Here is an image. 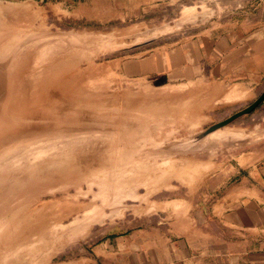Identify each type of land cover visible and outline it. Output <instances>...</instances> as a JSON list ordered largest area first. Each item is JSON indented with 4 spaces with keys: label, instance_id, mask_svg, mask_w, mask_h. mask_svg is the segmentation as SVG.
<instances>
[{
    "label": "rangeland",
    "instance_id": "obj_1",
    "mask_svg": "<svg viewBox=\"0 0 264 264\" xmlns=\"http://www.w3.org/2000/svg\"><path fill=\"white\" fill-rule=\"evenodd\" d=\"M96 1L34 0L26 5L0 1V36L18 42L11 44L5 55L0 49V82L4 88L6 83L10 85L12 101L9 105L14 101L20 81L22 84L37 82L44 86L50 77H54L55 86L60 87L67 82L72 88L68 92L62 88L55 89L64 95L62 97L74 98L78 102L87 99L95 106L106 105L120 108L123 112L122 116L88 117L89 121L67 115L43 118L40 121L42 127H37L41 128L38 139L26 141L25 148L42 146L50 142L51 134L70 132L76 123L80 126L82 122H91L80 129L101 136L90 142L93 145H85L88 149L78 150L91 151L95 146L101 147H95L97 150H109L116 139L121 138L118 142L121 145L118 149H122L120 154L126 155L128 164H134L131 168L141 170L134 189L128 187L121 197L115 196L108 188L109 194L101 193L99 182L95 180L79 183L78 188L71 187V193L77 195L75 199H68L61 187L36 193L34 202L20 211L12 227L16 228V222L21 225L22 217L40 205L53 206V210L56 209L62 217L65 210H70L66 219L69 221L63 226L82 220L83 227L69 235L51 237L53 244L42 248L36 258L18 253L24 257L23 264H103L101 251L106 250V242L112 240L115 243L116 237L147 225L150 215L155 219V213L150 212L156 211L159 204L186 197L190 185L200 175L203 163H226L235 152L264 143L263 102L253 113L236 119L221 130L226 134L258 135L261 138L255 144L237 151L141 159L138 153L145 148L188 138L244 110L264 92V81L262 89L251 98L227 99L221 96L212 100L204 97L203 91L181 89L180 84H172L167 79L156 78V75L132 77L124 74L123 65L127 61L159 49L180 46L214 24L222 23L224 18L232 15L229 6L234 0H157L134 11L130 10V0H108V7L104 10ZM156 36L163 37L145 46L119 51ZM22 38L28 41H21ZM49 40L66 46L83 42L84 46L91 47H97L100 42L101 48L92 58L73 60L60 68H48L44 64L38 70L31 65L30 58L27 59V51L36 41ZM74 91L79 93H72ZM127 107L132 110H127ZM85 184H92L89 185L92 190L85 189ZM82 204H90L91 207L86 205L87 208L83 206L82 209ZM56 229L61 231L62 228ZM5 246L2 247L6 249Z\"/></svg>",
    "mask_w": 264,
    "mask_h": 264
},
{
    "label": "crops",
    "instance_id": "obj_2",
    "mask_svg": "<svg viewBox=\"0 0 264 264\" xmlns=\"http://www.w3.org/2000/svg\"><path fill=\"white\" fill-rule=\"evenodd\" d=\"M130 1L134 11L157 0ZM107 3L96 1L101 10ZM230 4L232 15L222 23L127 61L124 74L156 75L212 100L251 98L264 81V0ZM150 213L155 219L150 215L147 225L106 242L103 264H264V143L226 163H203L186 197Z\"/></svg>",
    "mask_w": 264,
    "mask_h": 264
},
{
    "label": "bare ground",
    "instance_id": "obj_3",
    "mask_svg": "<svg viewBox=\"0 0 264 264\" xmlns=\"http://www.w3.org/2000/svg\"><path fill=\"white\" fill-rule=\"evenodd\" d=\"M28 32L29 30H26V33ZM9 34L12 33L6 35ZM23 41L27 42L28 39ZM89 41L91 42V39ZM14 42L15 40L7 36H0V49L3 55L8 53L11 44H18ZM84 45L83 42L81 44L70 43L66 46L53 40L36 41L31 46V50L27 51L26 56L27 59L30 58L31 65L37 67L38 70L44 64H47L48 68L50 66L60 68L73 60L92 58L101 48L99 45L97 47ZM53 81L54 77L52 79L50 77L44 86L37 82L33 85L22 84L20 81L14 101L9 107L6 100L12 101V94L10 90L7 92L6 88L0 87V264H23L24 257L36 258L40 255L42 248L48 247L50 243L53 244L52 241L50 242L51 237L69 235L83 227L82 220H76L63 226L66 221H69L66 219L70 216V210H65L62 217L56 209L53 210V206L46 207L45 205L33 208L22 217L21 225L20 222H16V228L12 227L14 218L22 209L34 202L36 193L42 194V192L53 191L61 187L68 199H75L77 195L71 193L73 187L78 188L79 183L84 184L95 180L99 182L101 193L109 194L110 190L115 193V196L121 197L128 187L134 189L137 180L141 177V170L131 168L134 164H128L126 155L120 154L122 149H118L121 147L118 142L121 138H117L115 144L111 145L112 149L97 150L101 147L95 146L97 149L94 147L93 150L87 151L88 148L85 145H93L90 142L95 141L94 139L101 135L74 128L64 134L54 132L50 135V142L42 146L35 145L29 149L25 148L26 141L35 142L38 139L41 128H37L36 125L25 126L21 120L40 122L43 118L67 115L80 119V121H89L88 117L101 118L123 114L120 108L106 105L95 106L90 103L91 100L85 99L78 102L74 98H64L62 97L64 95L55 89L61 90L62 88L68 92L72 88L67 82L62 83L60 87L55 86ZM4 89L5 93H3ZM126 109L132 110L131 107ZM114 110L113 114L111 111ZM146 113L151 112L146 111ZM147 119L151 118L147 117ZM84 147L87 149L78 150ZM144 171L148 172L149 169ZM79 193L84 194L85 192ZM20 196L24 198L21 199ZM86 205L91 207L90 204H85V206L82 204L81 208L83 206L87 208ZM59 226L62 228L61 231L56 229ZM3 245H6V249L2 247ZM21 252L24 257H21V254L18 255Z\"/></svg>",
    "mask_w": 264,
    "mask_h": 264
},
{
    "label": "water",
    "instance_id": "obj_4",
    "mask_svg": "<svg viewBox=\"0 0 264 264\" xmlns=\"http://www.w3.org/2000/svg\"><path fill=\"white\" fill-rule=\"evenodd\" d=\"M159 37H151L149 39L144 40L141 43H137L131 47H127L124 49H120L119 51H127L132 50L141 46L148 45L162 38ZM23 39V38H22ZM118 51V52H119ZM5 82V81H4ZM6 83V82H5ZM0 87H3V82H0ZM6 91L10 89V85L6 83L5 85ZM10 100H6V104L9 107ZM264 102V92L256 99L250 106L245 108L244 110L232 115L228 119L221 121L219 123L213 124L209 126L207 129L196 133L188 138L174 141L168 145H157L145 148L141 152L138 153V156L141 159H149L154 157H170L175 155H187V154H196V153H204L210 151H234L236 149H240L249 145H252L261 137L258 135H244V134H226L222 133V129L235 121L236 119L253 113L262 103ZM6 106V107H7ZM19 121V120H18ZM17 121V122H18ZM24 125H36L37 127H42L40 122H31L27 120H21ZM91 124V122H82L80 126L79 123H76V127L74 128H83L86 125ZM264 137V136H262Z\"/></svg>",
    "mask_w": 264,
    "mask_h": 264
},
{
    "label": "flooded vegetation",
    "instance_id": "obj_5",
    "mask_svg": "<svg viewBox=\"0 0 264 264\" xmlns=\"http://www.w3.org/2000/svg\"><path fill=\"white\" fill-rule=\"evenodd\" d=\"M89 185L91 186L92 184H85V185H84V188H85V189L87 188V189H89V190L91 191L92 188H91ZM84 188H83V189H84ZM124 189H126V188H124ZM75 190H76V189H75ZM100 191H101V190H100ZM86 193H88V192H86Z\"/></svg>",
    "mask_w": 264,
    "mask_h": 264
}]
</instances>
